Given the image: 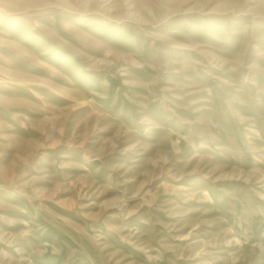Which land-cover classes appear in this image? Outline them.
Listing matches in <instances>:
<instances>
[{
  "label": "rangeland",
  "instance_id": "obj_1",
  "mask_svg": "<svg viewBox=\"0 0 264 264\" xmlns=\"http://www.w3.org/2000/svg\"><path fill=\"white\" fill-rule=\"evenodd\" d=\"M100 1L0 0V264H264V0Z\"/></svg>",
  "mask_w": 264,
  "mask_h": 264
},
{
  "label": "bare ground",
  "instance_id": "obj_2",
  "mask_svg": "<svg viewBox=\"0 0 264 264\" xmlns=\"http://www.w3.org/2000/svg\"><path fill=\"white\" fill-rule=\"evenodd\" d=\"M258 3L260 2V1H263V0H256ZM103 2H108L107 0H101L100 2H99V5L100 6H102V7H105V4H107V3H105V4H102ZM126 5H127V8H128V11L129 10H131V8H133L134 7V5H133V3H132V0H126ZM106 9H108V8H106ZM129 16L131 15H133L134 14V11L133 12H128L127 13ZM107 52H108V50H107ZM237 115V114H236ZM239 173V172H238ZM264 175V174H263ZM232 177L233 176V174H230V173H224L223 175H222V177ZM218 177V176H217ZM243 177V176H242ZM249 176H246L245 175V180L247 181V180H249V178H248ZM259 195H260V197H263L264 198V193L263 192H259ZM112 201H114V200H112ZM109 203V202H108ZM103 245H104V242H102V243H96L95 244V246L97 247H103Z\"/></svg>",
  "mask_w": 264,
  "mask_h": 264
}]
</instances>
